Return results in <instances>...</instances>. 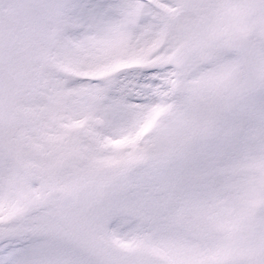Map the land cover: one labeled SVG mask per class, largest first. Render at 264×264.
Returning a JSON list of instances; mask_svg holds the SVG:
<instances>
[{
	"label": "snow or ice",
	"instance_id": "6c2138e0",
	"mask_svg": "<svg viewBox=\"0 0 264 264\" xmlns=\"http://www.w3.org/2000/svg\"><path fill=\"white\" fill-rule=\"evenodd\" d=\"M0 264H264V0H0Z\"/></svg>",
	"mask_w": 264,
	"mask_h": 264
}]
</instances>
